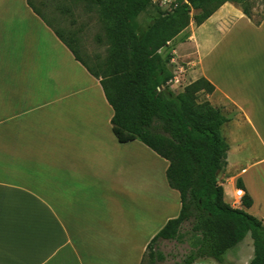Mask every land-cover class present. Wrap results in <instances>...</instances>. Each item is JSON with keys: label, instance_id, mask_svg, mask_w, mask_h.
<instances>
[{"label": "crops", "instance_id": "0c3cea01", "mask_svg": "<svg viewBox=\"0 0 264 264\" xmlns=\"http://www.w3.org/2000/svg\"><path fill=\"white\" fill-rule=\"evenodd\" d=\"M46 11L0 0V264H143L149 242L181 209L168 163L139 141H117L100 79L54 33ZM231 21L213 14L190 32L191 55L182 57L212 86L209 108L227 120L222 127L244 118L243 104L207 76L204 62ZM225 132L229 180L244 190L230 183L223 201L238 208L235 191H245L252 205L242 211L264 227L247 169L228 158L238 140Z\"/></svg>", "mask_w": 264, "mask_h": 264}, {"label": "trees", "instance_id": "16d2710c", "mask_svg": "<svg viewBox=\"0 0 264 264\" xmlns=\"http://www.w3.org/2000/svg\"><path fill=\"white\" fill-rule=\"evenodd\" d=\"M82 1L96 8L105 22L115 24L112 28L106 27L114 62L110 82L113 98L103 79L89 68L73 47L70 40L73 35L68 32L65 37L55 28L54 33L75 59L94 78L100 79L105 98L113 110L111 126L117 141H139L165 160L168 186L180 196L179 216L169 220L147 245L148 264L164 262V255L157 250L158 242H181L184 233L197 238L198 245L174 264H194L203 259L222 264L225 253L248 235L253 248L250 264H264V227L255 217L224 204L223 189L216 178L226 166L228 146L220 134L226 119L210 109L207 114H197L186 105L185 95H172L167 87L171 79L167 67L171 58L160 53L151 54L152 48L163 47L177 35L175 31L169 32V27L190 9L216 1L239 3L241 0H187L160 15L142 35L136 34L132 22L152 0ZM217 9L204 13L198 26ZM243 14L250 19L247 10L243 9ZM200 80L213 92L210 84ZM237 188L244 190L241 184ZM241 202L244 208L252 205L247 193Z\"/></svg>", "mask_w": 264, "mask_h": 264}, {"label": "rangeland", "instance_id": "374dc122", "mask_svg": "<svg viewBox=\"0 0 264 264\" xmlns=\"http://www.w3.org/2000/svg\"><path fill=\"white\" fill-rule=\"evenodd\" d=\"M30 2L40 9H48L43 12L44 15L65 37L68 32L73 35L70 38L73 47L89 68L103 79L110 97L113 98L110 82L114 62L111 39L106 27L112 28L115 26L114 22H105L96 8L89 7L82 0L70 2L30 0ZM186 2L187 0H152L132 22L136 34H144L160 15ZM214 8H218L214 14L219 13L221 19H231L232 24L212 54L215 56L204 62V70L216 84L225 86L224 89L241 105L243 104L246 120L242 118L239 121H229L222 127L221 135L228 140L230 146H233L229 141V133L225 132L227 126L232 137L238 140L240 147L228 158L231 162L239 164L240 168L247 169L246 183L255 198V207H261L264 215V0H241L239 3L216 1L192 8L180 21L169 27V32L175 31L177 35L163 47L152 48L151 54L160 53L163 57L173 58L174 61L167 66L171 74L169 87L174 85L176 93L185 95L186 105L194 112L207 114L210 102L213 103L215 100L212 90L190 72V64L188 65V61L182 57L191 55L188 48H185L190 32L202 22L203 14ZM243 9L248 11L250 19L243 14ZM241 19L248 20L255 27ZM176 81L179 84L175 85ZM230 173V167H225L217 174L216 178L222 189L230 183L231 185L234 183L236 188L238 184L242 185L239 178L229 180L232 176ZM225 189L228 192L227 187ZM242 192L244 197L246 192ZM241 201L235 206L238 208L232 209L242 211L244 206ZM187 229L188 225L185 226L186 231ZM197 245L198 239L188 233H184L181 242L160 241L157 243V250L162 252L165 259L164 262L157 264L177 263ZM252 260V241L248 235L240 244L225 253L222 264H250ZM202 261H206L203 264H215L211 260ZM143 264H148L146 255Z\"/></svg>", "mask_w": 264, "mask_h": 264}, {"label": "built area", "instance_id": "2783aa9c", "mask_svg": "<svg viewBox=\"0 0 264 264\" xmlns=\"http://www.w3.org/2000/svg\"><path fill=\"white\" fill-rule=\"evenodd\" d=\"M235 197L238 199V201L240 202L242 200L243 197V192L241 190H236L235 191Z\"/></svg>", "mask_w": 264, "mask_h": 264}, {"label": "bare ground", "instance_id": "6f19581e", "mask_svg": "<svg viewBox=\"0 0 264 264\" xmlns=\"http://www.w3.org/2000/svg\"><path fill=\"white\" fill-rule=\"evenodd\" d=\"M236 193V192H235Z\"/></svg>", "mask_w": 264, "mask_h": 264}]
</instances>
